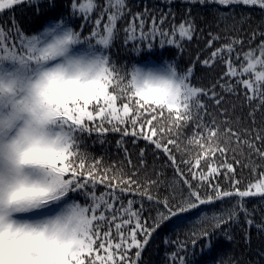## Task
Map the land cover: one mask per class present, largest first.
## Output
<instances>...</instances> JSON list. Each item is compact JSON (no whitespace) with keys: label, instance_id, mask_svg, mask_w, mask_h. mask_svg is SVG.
Segmentation results:
<instances>
[{"label":"snow or ice","instance_id":"1","mask_svg":"<svg viewBox=\"0 0 264 264\" xmlns=\"http://www.w3.org/2000/svg\"><path fill=\"white\" fill-rule=\"evenodd\" d=\"M237 227L260 259L220 264H264V0H0V264H194Z\"/></svg>","mask_w":264,"mask_h":264},{"label":"trees","instance_id":"2","mask_svg":"<svg viewBox=\"0 0 264 264\" xmlns=\"http://www.w3.org/2000/svg\"><path fill=\"white\" fill-rule=\"evenodd\" d=\"M131 2H135V0H131ZM152 0H149V3H151ZM237 13L241 11V9H236ZM35 30H42V27H37ZM157 53L164 51L163 49L157 48L155 50ZM148 55L145 54L144 59H148ZM153 60L158 59L157 56H151L150 57ZM164 58H170L164 57ZM140 59V58H134ZM198 72L203 71L202 69H197ZM236 102L239 104V101L236 100L235 97H230L223 105L224 107H227L231 109V103ZM247 109L244 110V112H240L239 107L237 108V115L245 116L246 118ZM257 119H260V116L258 114ZM89 144H91V141H89ZM107 147V146H106ZM92 151L99 152L100 146L94 145L91 149ZM114 151V149H112ZM251 206V205H250ZM171 229V225L166 227L164 229L165 233H169ZM251 250L245 245L243 240V232L239 227L235 229L234 235L235 239L231 242L228 241V239L222 235L217 236L214 238L213 243H216L218 240L220 242V245L223 247V251L220 253H209L206 249L202 252L199 245L193 249L194 256L191 258L194 261V264H220V262L227 261L229 257H231L233 260L239 259L241 255L243 254L244 259L246 260H256L260 259V257L256 254V250L258 247L261 246V240L257 236L255 228H252L251 230ZM163 234V233H162ZM173 239H175V236L173 235ZM164 257H165V248L164 245L160 243V239L157 238L154 240L151 244V246L147 249V251L144 252L143 258L146 262H151V264H164Z\"/></svg>","mask_w":264,"mask_h":264}]
</instances>
